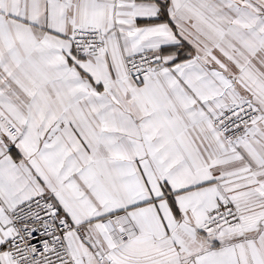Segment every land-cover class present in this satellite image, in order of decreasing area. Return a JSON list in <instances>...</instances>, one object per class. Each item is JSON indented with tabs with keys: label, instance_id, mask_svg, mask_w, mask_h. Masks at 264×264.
Returning a JSON list of instances; mask_svg holds the SVG:
<instances>
[{
	"label": "snow or ice",
	"instance_id": "obj_1",
	"mask_svg": "<svg viewBox=\"0 0 264 264\" xmlns=\"http://www.w3.org/2000/svg\"><path fill=\"white\" fill-rule=\"evenodd\" d=\"M0 264H264V0H0Z\"/></svg>",
	"mask_w": 264,
	"mask_h": 264
}]
</instances>
